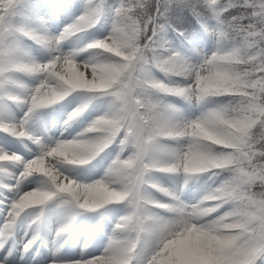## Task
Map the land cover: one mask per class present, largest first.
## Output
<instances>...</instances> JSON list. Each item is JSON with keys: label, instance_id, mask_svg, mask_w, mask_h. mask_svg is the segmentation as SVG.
<instances>
[{"label": "snow or ice", "instance_id": "6c2138e0", "mask_svg": "<svg viewBox=\"0 0 264 264\" xmlns=\"http://www.w3.org/2000/svg\"><path fill=\"white\" fill-rule=\"evenodd\" d=\"M17 3L18 0H0V89L5 88L6 85L15 84V81L8 77V73L12 71L25 72L42 78L39 84L30 92L29 96L22 101L28 105L25 119L21 120L18 124H4L0 125V127L13 136L24 137L27 134V117L33 111L45 105L54 104L75 90L85 91L89 94V98H91V94L96 93L111 96L113 98L114 110L94 119L89 127L84 130V133L80 134L77 138L58 140L54 146L42 144L39 137H31L41 148L40 153L33 159L25 161L15 153H8L0 149V157H3L0 161L18 162L23 167V171L18 176L9 174L16 181L15 184L5 185V187H10L16 193V196L11 201L4 228L0 230V237L6 236L15 223L12 217L13 204L18 202L22 195L19 191V184L30 174L39 173L45 180L51 178L48 186L37 189L43 193V200L36 202V206H39L42 210L53 199H60L62 203L74 209H83L76 204L74 192L65 190V185L68 181L62 175V170L58 168V164H63L66 159L71 158L67 153L70 144L87 137H99L101 134L96 130L104 129L106 134L97 141L92 155L100 153L102 149L112 144L121 134H123V139L120 143L122 145H131L132 147L131 153L126 158H121L118 155L112 162L113 168L119 170L125 177L124 183L119 186L120 190L116 199L118 201H126L130 206L128 214L122 216L115 224L114 231H120L131 224L141 237L140 245L146 238L157 239L161 232L156 228L155 221L150 217L143 216L140 212L139 185L143 183L145 176L152 171L175 173L177 165L175 163L160 165L149 162L145 159L146 153L155 147L161 146V138H184L187 144L185 148L181 149L182 158L183 152L187 151L195 142L193 133L198 127H205L207 122L212 119L226 122V118L220 110L203 113L195 119L183 123H178L172 118L166 126V131L170 135L168 137L159 136L156 131V118L162 106L152 97L145 95L141 89L148 88L160 93L180 96L189 102L202 103L207 99V95L206 90L202 89L201 86L211 65L216 60L226 59V57H206L203 62L196 65L187 63L180 53L170 51V54L166 57L154 54L152 61H150L146 55V50L154 49V46H164V42L159 35L163 29V25H159L156 22L157 16L163 15L161 0H156V13H149L142 19L136 16L135 13L137 8L143 7V0H121L120 5L114 9L115 21L110 35L86 46L88 49L103 50V57L114 61L111 65L113 73L111 81L101 84L98 67L99 59H93L87 63H79L75 59L77 52L73 51L69 54H64L60 51V46L67 37L91 28L96 24L101 12L99 4L93 6L91 0H88L85 11L73 23L66 25L59 35L49 36L24 32V35L44 45L50 52L55 53L46 63H36L35 61H25L22 59L17 54L16 49L7 43V37L15 31L8 17L17 6ZM203 3L211 10L212 16L217 21V28L214 32L220 37L223 35L224 16L231 14L235 8L249 6L247 3L236 4L233 0H224L223 4H221V0H203ZM193 11L199 15L194 7ZM125 21L127 23H124ZM125 29H127L128 34L125 33ZM149 31H151V35L147 36V43L141 46L138 43L139 39L137 40L135 37L140 38L142 34L147 35ZM106 48H110L112 51H104ZM83 50L81 49V51ZM116 52H119L121 55H113ZM150 63H154L165 75L185 77L191 82L184 86H169L160 80H146L142 76L141 69L147 68ZM169 63L175 66L174 70L169 67ZM252 63L253 68L249 74L250 87L253 89V107H257L258 104L264 103V88L261 87V85H264V55H258ZM94 66L96 75L90 78L87 85L82 82V78L78 83L75 79L76 72H92ZM113 81L116 83H113ZM89 89L93 90L90 91ZM246 92L247 89H226L223 95L240 97L244 96ZM9 98L20 100L18 96L11 94H9ZM85 107L86 105L76 107L69 114L68 120L65 123L78 117ZM170 107L163 106L165 109ZM256 116L259 120H264V109H258ZM257 127H259V123H257ZM222 150L230 151L229 149ZM223 163L227 165L231 161L224 160ZM140 165H143V174L137 172V168ZM113 168H109L103 178L95 180L92 183L107 186L105 181L109 179V173H111ZM76 183L80 188L85 186L79 181ZM159 191L168 195L172 202L163 203L155 200L148 207L167 209L175 214L183 215L184 209L188 206L180 200L179 196L163 187H160ZM39 220L40 216H37L34 222H38ZM70 227L71 221L64 224L59 229V233L66 232ZM33 243H35V237L24 245L25 250L31 247ZM161 251L162 244L154 243L150 254L145 259V264H155L156 258L160 256ZM108 259L107 257L99 256L74 261L73 264H106ZM196 259V257L178 256L175 264H194ZM0 264H3V262H0ZM51 264H57V262L53 261ZM121 264H128L126 257H121Z\"/></svg>", "mask_w": 264, "mask_h": 264}, {"label": "clouds", "instance_id": "9594fccd", "mask_svg": "<svg viewBox=\"0 0 264 264\" xmlns=\"http://www.w3.org/2000/svg\"><path fill=\"white\" fill-rule=\"evenodd\" d=\"M200 2L197 0V3ZM223 2L221 0V4ZM233 2L247 3L249 6L235 8L231 14L224 16L222 42L210 57L222 56L226 59L216 60L211 65L201 87L206 90L207 98L221 96L226 89H247V92L244 96L232 97L228 103L204 112L220 110L226 122L212 119L205 127H198L193 133L195 142L183 152L182 158L181 149L163 146L153 148L145 156L147 161L160 165L175 163V173H183L185 183L202 173L212 172L215 175L213 170H227L230 175L217 186L209 187L195 203L186 204L182 201L188 207L184 209L183 215L175 214L171 219L159 216L148 207L155 199L148 193L147 186L157 185L150 183L148 175L145 176L139 185L140 212L152 218L161 232L154 240L162 244L161 254L155 264H175L178 256L196 257L194 264H264V120L256 116L258 109H264V103L253 107L249 75L253 68L252 61L258 55H264V0ZM151 5L152 0H143V7L137 8L135 15L142 19L150 13ZM125 33L128 34L127 29ZM229 40L232 41L230 46ZM104 51L112 50L106 48ZM113 55L121 54L116 52ZM113 63L108 58L99 59L101 84L111 81ZM169 67L175 69L171 63ZM141 72L146 80H155L147 68L141 69ZM95 75L94 66L92 72L77 71L75 79L79 83L82 78V82L87 85ZM261 87L264 88V85ZM141 91L152 97V90L142 88ZM156 119L157 134L168 137L170 133L166 131V126L172 117L165 108H161ZM96 131L101 134L99 137H87L70 144L67 153L71 158L58 164V168L62 170L65 165H82L96 157L99 153L92 155L95 144L106 134L104 129ZM224 160H230L231 163L226 165ZM109 168H113V163L106 173ZM137 172L144 173L143 165L137 168ZM62 175L68 181L65 190L74 192L76 204L83 209H99L109 203L120 202L116 197L125 177L115 168L105 181L107 186L91 182L83 183L85 186L80 188L77 180L64 171ZM50 180L44 179L39 187L22 193L20 200L13 204L14 222L26 209L43 200V193L37 189L48 186ZM140 239L131 224L114 231L101 257L109 258L106 264H121V257H126L128 264H132Z\"/></svg>", "mask_w": 264, "mask_h": 264}, {"label": "rangeland", "instance_id": "374dc122", "mask_svg": "<svg viewBox=\"0 0 264 264\" xmlns=\"http://www.w3.org/2000/svg\"><path fill=\"white\" fill-rule=\"evenodd\" d=\"M91 3L93 6L97 4L100 5L99 0H91ZM120 3L121 0H113L107 5L106 9L103 10L101 8L99 19L96 24L91 28L67 37L62 42L60 51L64 54H69L73 51L77 52L75 59L79 63H83L85 60H89L88 62H90L93 59H102L103 50L88 49L86 46L89 43L110 35L115 21L114 9L119 6ZM183 3L195 6V9L196 7L202 10L206 9L209 11L210 15L194 23L195 25L188 29L185 36L176 33L172 29H165L166 26H164V34H166V37L163 36L162 38L164 46H156L155 50H151L149 55L153 57L155 54L157 56L166 57L170 54V51H175L180 53L187 63L198 65L217 50L222 40L221 37L214 32L217 28V21L212 16L211 10L203 3V0H201L200 3H197V0H164L163 6L166 13H173L176 7ZM87 4L88 0H18L17 6L8 17L15 31L7 37V43L12 45L16 49L17 54L25 61L30 60L36 63H46L55 53L50 52L44 45L24 35V32L49 36L59 35L64 29L63 27L73 23L76 18L85 11ZM177 9H180V7ZM188 11L191 12L190 9H188ZM231 43L232 41L229 40L228 45L230 46ZM81 49L84 50L81 51ZM147 69L152 78L163 81L169 86H184L191 82L185 77L165 75L154 63H150ZM8 77L15 81V84L6 85L5 88L0 89V117L2 113L6 114V112H10L9 114H11V116L8 118L7 123L18 124L21 120L25 119V114L28 111V105L22 101L27 98L30 92L39 84L42 77L19 71L8 73ZM80 91L75 90L64 99L33 111L27 117V134L24 137L13 136L9 132L0 130V149L6 146V144L12 145L13 143H18L21 145V149L20 152L16 154L21 156L25 161L33 159L40 153L41 148L31 137H39L42 144L54 146L58 139L71 140L77 138L79 134L84 133V130L89 127L94 119L114 110L113 98L111 96L96 93L91 94V98H89L88 93H85L83 90ZM9 94L18 96L20 100L15 101L10 99ZM151 96L155 101L159 102L162 109L163 106H171L166 109L167 114L178 123L195 119L207 110L215 108L218 105L226 104L232 100L231 95H221L207 98L204 102L198 104L195 101L189 102L180 96L160 93L155 90H152ZM80 105H86L84 111L78 117L65 123V121L68 120L69 114ZM53 128H55V130ZM67 129H69V131L64 135L58 133V131H66ZM120 138L123 139V134L116 138L113 142L114 144L108 145L89 162L72 167L65 165L62 171L81 183H91L103 178L106 170L112 163V161H107V159L110 156L112 160V155L116 152L114 146L116 144L121 146L118 142ZM160 144L165 148L183 149L186 147L187 141L184 138H161ZM131 151V145H122L120 157L126 158ZM13 163L12 174L18 176L19 173L23 171V167L18 162ZM213 171L216 172L215 175H213L212 172L202 173L199 174L198 177L189 180L187 183L184 182L178 194L180 200L186 204L195 203L205 194L209 187L217 186L221 182L220 170ZM171 175L173 177L175 175H180L184 178L183 173H166L161 171H152L148 174L147 178L150 183L156 184V181L159 183L160 179L163 180L165 177ZM44 179L45 178L41 174L33 173L22 181V183H28L26 186L27 188H25L28 190L33 187H39ZM15 182L12 176H9L5 184L14 185ZM2 185L0 187H5ZM176 187L178 186L176 185ZM7 188H9L10 191L12 190L10 187ZM153 188L156 187L147 186L148 193H151ZM166 189H168V187ZM23 190L24 189H22L20 193L25 192ZM10 191L7 193L4 201H2V204H0V230H2L6 222L11 201L16 196V193ZM171 191H174L177 195L178 191L175 187L171 189ZM171 202V198L169 197V199H165L163 203ZM87 210L88 209H79L78 211L62 203L60 199L49 201L47 205L43 207V210L39 206L26 209L15 221L17 223L16 226L18 225L19 227L17 232L24 234H17L19 237L17 240L19 241H15V244L10 248V252H12L13 255L19 256L21 252L24 251L27 257H33L36 253H41L44 249L50 253L49 259L44 262L46 264L53 261H56L57 264H73L74 261L101 256L105 251L109 237L114 232L115 224L122 216L128 214L130 206L126 201H120L104 205L99 209H95L94 212H88ZM164 210V214H161L163 209L161 211H156L154 209V212L165 219L174 218L175 213L167 209ZM37 216H40V220L31 223L30 220L37 218ZM69 221H71V225L74 224L82 232L90 226L94 227L91 234H85L84 237L78 236L79 239H77L75 247L80 249V258H75L73 255H70V251L62 250L63 241L61 238L63 234H58V230ZM38 228L40 234H32L33 229L35 230ZM26 231H30V234H25ZM6 236H8V234ZM97 236L98 239H96ZM34 237L35 243L31 245L32 248L30 250H25V243ZM83 239H85L87 243H84ZM154 243V240L151 238H146L139 246L137 255L134 257L132 263L144 264ZM51 244L53 245L51 246ZM88 245L93 246L90 252L81 254V251H85L82 249H85ZM1 251L2 250H0V252ZM6 251L5 248V251H2V255H5Z\"/></svg>", "mask_w": 264, "mask_h": 264}, {"label": "bare ground", "instance_id": "6f19581e", "mask_svg": "<svg viewBox=\"0 0 264 264\" xmlns=\"http://www.w3.org/2000/svg\"><path fill=\"white\" fill-rule=\"evenodd\" d=\"M57 21V20H56ZM59 23V22H58ZM64 28V27H63ZM89 61V60H88ZM87 60H85L83 63H87L88 62ZM190 83V82H189ZM80 91V90H79ZM81 92V91H80ZM86 93V92H85ZM75 94H76V92H75ZM16 101V100H15ZM17 103H18V101H17ZM22 103V102H21ZM22 105V104H21ZM3 107V106H2ZM10 113V112H9ZM9 113H7L6 112V114L5 113H2V115H1V117H0V125H4V124H8L7 123V120H8V118L11 116V114H9ZM15 114V113H14ZM14 116V115H13ZM30 120V119H29ZM34 121V120H33ZM10 122V121H9ZM35 122V121H34ZM70 128V127H69ZM54 130H55V128H53ZM63 129V128H62ZM0 130H3V128L2 127H0ZM34 130V129H33ZM58 131V130H57ZM69 131V129H67L66 131H64V130H61V131H58V133H61V134H66L67 132ZM45 132V131H44ZM74 134V133H73ZM46 135V134H45ZM80 135V134H79ZM70 136V135H69ZM78 136V135H77ZM65 137V136H64ZM71 137H72V135H71ZM67 138H69V137H67ZM59 140V139H58ZM122 140V138H120L119 140H118V142H119V144H121L120 143V141ZM122 145V144H121ZM114 148L116 149V152L114 153V155H112L113 157H112V160H115L116 159V157L119 155L120 156V151H121V146H118L117 144L114 146ZM4 151H6V152H8V153H18V152H20V149H21V145L20 144H6V146H4L3 148H2ZM14 166V163L13 162H11V161H0V169H3V170H0V186H1V184H3V186H5V185H7V184H5V182H6V180L9 178V176H11V175H9L10 173L12 174L13 173V169H12V167ZM75 166V165H74ZM68 167H69V165H68ZM70 167H72V166H70ZM107 171V170H106ZM160 176V175H159ZM5 184V185H4ZM27 182H21L20 184H19V191H21L22 189H24L23 191H25V192H27V191H30V190H32V189H34V187L33 188H31V189H25V188H27L26 186H27ZM40 184V183H39ZM162 184H165V185H162ZM41 185V184H40ZM156 185V184H155ZM176 185L178 186V187H176ZM181 185H182V182H181ZM181 185H180V180H179V176H177V175H175L174 177L172 176H167V177H165L164 178V180L160 183V184H157V187L156 188H153V190L151 191V193H150V195L152 194V197L155 199V200H158V201H160V202H164L165 201V199H169V196L168 195H165L163 192H161V191H159V188L160 187H163V188H167L168 187V190L170 191V192H172L171 191V189H173L174 187H175V189L177 190V191H179L180 190V187H181ZM7 188V187H6ZM5 189V188H4ZM4 189H1L0 188V204H2V201L6 198V195H7V193L10 191L9 190V188H7L5 191H4ZM10 192H12V190L10 191ZM14 192V191H13ZM15 193V192H14ZM172 193H174V191L172 192ZM153 209H155L156 211H161L162 209H159V208H153ZM78 210V209H77ZM79 211V210H78ZM106 214V213H105ZM103 222H104V220H103ZM4 225H5V223H4ZM4 225H3V227H2V230H3V228H4ZM18 229H19V227H18V225H17V228L15 229V231H14V233H13V235L12 236H10L9 238H8V240H7V242L9 243L8 245H10L11 243H12V241L15 239H17V238H19V237H17V234H19L20 232H17L18 231ZM74 232L73 233H77V231H78V228L77 227H74L73 229H72ZM99 235V234H98ZM58 236V235H57ZM100 236V235H99ZM13 237V238H12ZM78 237V236H77ZM13 239V240H12ZM96 239H98V236L96 237ZM96 239H95V241H96ZM21 240V239H20ZM17 241H19V240H17ZM94 243V242H93ZM93 243H92V245H93ZM57 244V243H56ZM53 244H51V246H52ZM92 245H88V247H86L85 249H82V250H85V251H81V254H87V253H89L90 252V250H91V248L93 247ZM64 250H66V251H70L69 252V254L70 255H73V257H75V258H78L79 257V248H76V247H73V248H65ZM78 250V251H77ZM45 257H43L41 254L40 255H38V256H35L34 258H29V257H24V256H12V255H6V256H2V255H0V262H3V264H41V263H43V264H46V263H44L45 261H47L48 259H49V257H50V254H48V255H44ZM97 256V255H96ZM51 257H52V255H51ZM82 257V256H81ZM70 258H72V257H70ZM80 258V257H79ZM83 258V257H82ZM51 259V258H50ZM73 261V260H72ZM47 264H51V262L50 263H47ZM133 264V263H132Z\"/></svg>", "mask_w": 264, "mask_h": 264}, {"label": "trees", "instance_id": "16d2710c", "mask_svg": "<svg viewBox=\"0 0 264 264\" xmlns=\"http://www.w3.org/2000/svg\"><path fill=\"white\" fill-rule=\"evenodd\" d=\"M112 1L113 0H99V3L102 8H106L107 5ZM163 4H164V0H161V11L163 12V15L157 16V21H156L157 24L163 25V29L159 33L161 39L163 38V36L166 37V34H164L165 33L164 26H166L165 29H172L178 33L186 35L188 29L193 26L194 21L202 18L203 19L207 18L210 15L208 10L206 9L202 10L199 9V7H196V11L199 13V15L195 14L193 11V7L195 6L188 5L187 3H183L182 5H179L178 7H180V9H177L178 7H176L177 10L175 9L173 13H169V12L166 13ZM188 9H190L191 12H189ZM153 10H154V0H152V5L151 8L149 9V12L151 13ZM149 33L150 31L147 33V35L142 34L140 36L138 41L140 45L143 43L144 39L147 38V36H149ZM145 43H147V41ZM151 50L152 51L155 50V46L154 49L146 50V55L148 56L149 59H150L149 53L151 52ZM221 174H222V180L230 175V173L227 170H221Z\"/></svg>", "mask_w": 264, "mask_h": 264}]
</instances>
